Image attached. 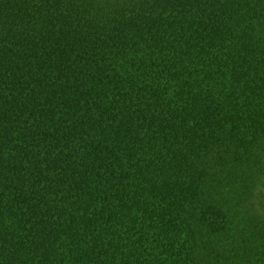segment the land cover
Listing matches in <instances>:
<instances>
[{
	"label": "trees",
	"instance_id": "16d2710c",
	"mask_svg": "<svg viewBox=\"0 0 264 264\" xmlns=\"http://www.w3.org/2000/svg\"><path fill=\"white\" fill-rule=\"evenodd\" d=\"M0 264H264V0H0Z\"/></svg>",
	"mask_w": 264,
	"mask_h": 264
}]
</instances>
